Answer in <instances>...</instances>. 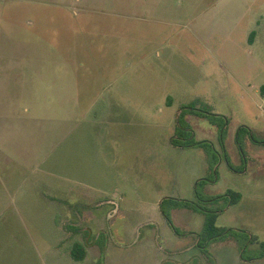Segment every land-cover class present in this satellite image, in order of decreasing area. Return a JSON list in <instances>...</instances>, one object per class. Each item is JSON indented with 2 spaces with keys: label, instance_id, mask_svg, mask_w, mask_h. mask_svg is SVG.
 Returning a JSON list of instances; mask_svg holds the SVG:
<instances>
[{
  "label": "rangeland",
  "instance_id": "obj_1",
  "mask_svg": "<svg viewBox=\"0 0 264 264\" xmlns=\"http://www.w3.org/2000/svg\"><path fill=\"white\" fill-rule=\"evenodd\" d=\"M262 85L264 0H0V264L183 259L166 256L155 242L188 246L195 238L189 232L201 233L204 215L166 202L142 204L148 200L122 182L126 169L141 173L145 160L129 142L146 131L162 156L152 161L157 174H151L167 178L173 195L193 201L241 194L237 205L206 207L218 211L216 227L242 230L248 238L213 242L211 258L196 263L264 264V258L239 257L250 236L244 257L264 243V198L253 199L249 183L264 174V163L261 169L251 162L247 176L233 172L244 171L250 153L264 155V144L249 142L264 141V134L242 132L240 148L236 142L238 128L264 127ZM117 97L135 122L109 126L103 119ZM182 107L218 117L183 111L181 126L208 144L168 153L165 128ZM107 127L128 144L113 135L107 140ZM192 169L207 181L190 188ZM117 186L114 201L121 208L107 226L101 201ZM149 220L154 225L138 228L137 244L123 245ZM74 246L84 250L83 260L71 258Z\"/></svg>",
  "mask_w": 264,
  "mask_h": 264
},
{
  "label": "crops",
  "instance_id": "obj_2",
  "mask_svg": "<svg viewBox=\"0 0 264 264\" xmlns=\"http://www.w3.org/2000/svg\"><path fill=\"white\" fill-rule=\"evenodd\" d=\"M255 36H256V33L254 31H252L249 35V40H248L250 46L255 44L254 43L255 42ZM69 82L70 81H68V86L70 85ZM262 86H264V85H262ZM261 97H262V100H264V96L261 95ZM112 102H114L115 106L113 108H109L108 106H106L105 114L103 115V119L106 120V122L109 126H112L113 123L115 126L116 125L117 126L118 125L119 126H122V125L127 126L129 124V121H132L131 123H133V121L135 122V120H137V118H135L134 114H131L132 116H130V119H128V117L124 116V115L128 116V112L130 110L126 107H123L119 97H117ZM176 113H177V110L175 111L174 115H176ZM177 117H178V114L176 117H174V120L168 121L169 123H167V126L165 128L166 129L165 130V136L162 138V143H163L165 149L168 151V153H170L172 149L173 150H189V149L194 150V149H196L195 147H197V146L178 148V147H175L171 144L170 140H171L172 136L174 135V129H176L175 127H176ZM123 121H125V122H123ZM247 128L249 130V137L251 136V134L253 135L254 131H255V133H258V134H264V127L257 129V131L254 128H250V127H247ZM161 129H162V127H161ZM103 135L106 137L107 140H110V139L113 140V138L111 137L113 135L114 139L119 140V141H123L124 143L128 144V139L122 140V139L118 138L119 135H115V132H112V130L108 129V127L106 129V132ZM132 135L133 136L130 137L131 140L129 142L130 146L134 147L139 153L141 152V156L145 160V163L141 165L140 175L131 174L132 172L127 171L128 169L124 170V177H122V179H123L122 182L126 183L127 186L125 188L130 189V191L135 195L136 198H138V199L145 198L146 200H148L147 202H142V204H155L158 207L160 205L161 201L165 198H178V199H180V197L173 195L172 188H174V186H173V184H171V182L169 180H167V178L161 176L160 174H159V178L157 175L152 176V174H151V172L156 173V171H157V170L156 171L151 170V167L154 164V163H152V161H157V158H158L157 155H159V156L161 155V154L157 153V151H156L155 147H157L156 146L157 140L152 137V133H150L149 131H146V132H142V133H135V134L133 133ZM139 135H142V136L139 137ZM250 138H251V140L249 141L250 143H254L255 145L264 144V141L259 143V142L253 141L252 137H250ZM205 141H207V140H205ZM157 148H159V147H157ZM160 157L162 159V156H160ZM262 157H264V155H262V154H259L257 156V155H253L250 153L247 157H244V159H246V160H242V165L244 166V171L242 173L236 172V171H233V172H235L237 174H242L245 176L249 175V172H250L249 164L251 162L253 164L255 162H258L259 168L262 169V163H264V161H262ZM133 165L134 164H131L130 167H134L136 169L138 168V167L133 166ZM112 166H116V164H113ZM155 166H157V164H155ZM192 168H193V166H192ZM136 169H134V170H136ZM191 172H193V169L191 170ZM199 176L200 175L195 174V172L192 173V175H191L192 179L190 180V182H188V186H190V188H191V186H193L194 181L195 182L198 181ZM108 180H109L108 178H104L103 180H101V179H100V181L98 180V182L103 183V181L107 182ZM212 183H214V182H212ZM249 183L252 184L251 185L252 192H250V195L252 194L253 199L258 200V199L264 198V174L260 173L259 175L257 174V176H252ZM110 190H111L110 194H111L112 198L108 199V197L104 196V198H107V199L105 201H101V205H103V206H101V208H100V214L103 216L104 221H106L107 226H108V222H110L112 219L115 218L116 215H118V213L120 212V208H121L120 203L117 201H114L115 196H117L118 193L120 192V187H119V190H118V186L115 187L114 189L111 188ZM192 190H193V194H194V188H192ZM117 191H118V193H117ZM121 195H123V194H121ZM194 196H195V194H194ZM181 198H186V197L182 196ZM240 198H241V194H240ZM243 198H244V196H243ZM181 200H186V199H181ZM187 201H192V199L187 200ZM238 203H239V201H238ZM238 203H236L234 205H237ZM234 205H231V206H234ZM230 207H228V208H230ZM153 223H154V221L149 220V221H145L144 224L137 226V228L134 227L133 230L137 231L136 239L133 242L128 243V244L123 243V245L129 246L131 244H134V245L137 244V241L139 239L138 238V228H141L142 226L154 225ZM203 223H204V219H203ZM189 234L194 235L195 238H194V241L186 247H181V248L168 247V248H165V247H162L160 245L159 241H157V240H156L155 244L160 251H162L164 254H166V256H168L172 259H174L176 257L178 259H179V257H183V259L173 261L174 264H187L188 262L189 263H191V262H193V263L198 262L199 263L204 258V256H203L202 252L200 251V249L197 247L196 235L198 233H195V232L190 233L189 232ZM112 243H114V242L112 241ZM125 247H127V246H125ZM255 261H257V260H255ZM244 262H247V261H244ZM250 262H252V261H250ZM198 263H196V264H198Z\"/></svg>",
  "mask_w": 264,
  "mask_h": 264
},
{
  "label": "trees",
  "instance_id": "obj_3",
  "mask_svg": "<svg viewBox=\"0 0 264 264\" xmlns=\"http://www.w3.org/2000/svg\"><path fill=\"white\" fill-rule=\"evenodd\" d=\"M260 94L264 96V86L260 87ZM183 111H189V112H198V113H204L205 115H208V117H215L217 118V115L210 114L207 111H201L199 109H196L194 107H182L180 108V113L176 119V129L174 132V135L172 136L170 142L173 146L178 147V148H185V147H192V146H205L208 144L206 141H195L193 138V133L190 129H187L185 127L181 126L180 123V118L181 115L184 113ZM207 113V114H206ZM224 130V129H223ZM223 130L220 133L222 136ZM242 132L249 133L248 128L246 127H240L237 130V135H236V142L238 147L240 148V143L238 140L239 134ZM200 181H207V179H202L198 180L195 185H198ZM197 194V192H196ZM240 199V194L237 192L229 191L226 192L224 195L218 196L216 198H197L194 201H187V200H181V199H174V198H165L161 201V204L164 202L169 203L172 208H178V207H183V208H188L192 209L194 211L200 212L204 215V223H203V228L201 233L196 235L197 239V247L200 249L202 252L203 256L206 259H210L211 257L209 256L208 253V246L216 241H223L226 240L227 238H230V236H233L235 234L243 235L244 237L249 236L248 233L242 231V230H234V229H222L216 227V217L218 211L216 210H211L210 208L206 207L207 204L214 203V202H219V201H224L229 205H234L236 204ZM200 203L205 204V206ZM167 223L171 226L174 232L177 233L175 230L174 226L172 225L170 218L167 214L163 213ZM250 239L247 240V243L243 244L241 248L239 249L240 254L239 257L243 261H255V260H260L264 258V243H261L259 245L260 252L251 256V257H244V252L246 251L248 245H251V242L253 238L250 236ZM70 256L73 260L75 261H81L85 258V252L83 249H81L79 246H74L70 250Z\"/></svg>",
  "mask_w": 264,
  "mask_h": 264
}]
</instances>
